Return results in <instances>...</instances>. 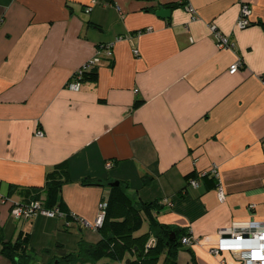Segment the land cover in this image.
Wrapping results in <instances>:
<instances>
[{
    "label": "crops",
    "instance_id": "obj_1",
    "mask_svg": "<svg viewBox=\"0 0 264 264\" xmlns=\"http://www.w3.org/2000/svg\"><path fill=\"white\" fill-rule=\"evenodd\" d=\"M249 2L252 22L238 28L237 0H0V238L23 231L32 249L60 248L59 236L87 227L98 237L85 242L97 243L87 223L118 181L189 234L194 264H235L210 252L219 232L264 222V0ZM211 25L232 49L217 47ZM91 60L96 80L70 89ZM63 163L59 198L71 217L13 219L10 205L44 199Z\"/></svg>",
    "mask_w": 264,
    "mask_h": 264
},
{
    "label": "trees",
    "instance_id": "obj_2",
    "mask_svg": "<svg viewBox=\"0 0 264 264\" xmlns=\"http://www.w3.org/2000/svg\"><path fill=\"white\" fill-rule=\"evenodd\" d=\"M161 7V6H160ZM82 80H96V74L90 71L82 73ZM195 173L188 174L185 178L195 177ZM208 174H202L201 179L207 188L217 185ZM69 178L66 164H59L46 176L43 189L44 199L35 196L24 202L41 201L44 207L57 208L69 219L71 216L64 211V205L59 198L62 183ZM95 181V180H94ZM92 180L84 179V183H91ZM99 183V182H94ZM127 186L120 183L118 186L109 187V194L106 197L107 207L102 226L97 230L101 235L97 243L85 242L81 248L87 259L96 261L101 258H108L111 261H121L126 253L136 255V263L127 260V264H157L158 256L164 255V264H177V248L183 236L189 235L181 230L164 223H160L153 215L159 210L156 202H137L128 196ZM23 204V202H19ZM143 215L148 220V230L144 234L134 235V232L141 227ZM171 233L173 239H169ZM154 238V244L146 247L149 238ZM30 243V234L20 231L14 240L4 241L0 238V255L5 257L11 264H26L29 257L26 250ZM86 258V257H85ZM69 260V259H67Z\"/></svg>",
    "mask_w": 264,
    "mask_h": 264
},
{
    "label": "built area",
    "instance_id": "obj_3",
    "mask_svg": "<svg viewBox=\"0 0 264 264\" xmlns=\"http://www.w3.org/2000/svg\"><path fill=\"white\" fill-rule=\"evenodd\" d=\"M95 0H92L94 3ZM239 2V14L236 21L238 28H245L249 26L252 22V8L249 0H237ZM91 3V4H92ZM91 4L85 8V12L88 13L91 10ZM190 11H193L191 6L187 7ZM213 33L215 43L219 48H229L232 49L234 44L219 32L214 25L210 26ZM125 37V36H124ZM121 37H117L120 39ZM112 43L103 44V47L107 55H111ZM135 54H138L137 49L134 50ZM93 61L91 60L85 64L82 68L77 70L71 82L68 86L72 90H78L80 87V79L82 73L86 71ZM241 67V62L237 61L229 67V72L234 73L238 71ZM37 135H42L41 131H37ZM110 162L106 163L107 167H110ZM191 186H197L198 182L195 179L189 180ZM218 199L222 200L224 198V192L221 187L217 190ZM107 207L106 197L99 203V213L93 223L87 225L93 230H98L104 220L105 209ZM9 214L13 219L16 220H28L36 216H45L49 218L54 217H64L65 214L59 211L57 208H46L43 206L41 201H30L28 203H12L10 205ZM192 239L189 235L183 236L181 238V243L183 245H189ZM154 244V238H149L146 247ZM210 252L213 255L219 256L223 253H229L232 255L235 264H264V222H259L255 220H250L245 224L238 227H231L219 232L216 243L210 248Z\"/></svg>",
    "mask_w": 264,
    "mask_h": 264
},
{
    "label": "rangeland",
    "instance_id": "obj_4",
    "mask_svg": "<svg viewBox=\"0 0 264 264\" xmlns=\"http://www.w3.org/2000/svg\"><path fill=\"white\" fill-rule=\"evenodd\" d=\"M147 227L146 220H142L141 227L135 231V234H144L147 232ZM68 234L59 236L58 240L62 242L60 248L51 246L50 242L45 246H41V250H38L37 248L32 249L28 246L26 253L29 257L27 258L28 260L26 264H127L126 262L128 259L135 263L137 261L136 255L131 253H126L121 261H111L108 258H101L96 261L89 260L84 251L81 250V248H84L82 245L85 243L87 240L86 238H88L89 235L93 239L98 237V234L90 233L87 227L82 228L80 234H76L75 232H72L71 235ZM177 252L178 253L175 257L177 264H194L186 247L180 245L177 248ZM157 264H164V255L160 254L158 256Z\"/></svg>",
    "mask_w": 264,
    "mask_h": 264
},
{
    "label": "water",
    "instance_id": "obj_5",
    "mask_svg": "<svg viewBox=\"0 0 264 264\" xmlns=\"http://www.w3.org/2000/svg\"><path fill=\"white\" fill-rule=\"evenodd\" d=\"M169 13H170V10L169 9H166L164 7H159L156 11H155V14L159 17H164V18H167L169 17ZM119 182L118 181H113V182H110L108 184L109 187H112V186H118ZM174 238V234L171 233L170 235V240Z\"/></svg>",
    "mask_w": 264,
    "mask_h": 264
}]
</instances>
